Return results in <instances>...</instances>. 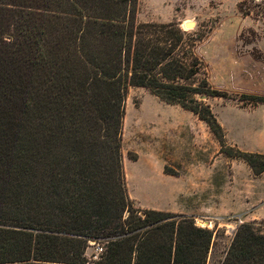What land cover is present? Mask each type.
Returning <instances> with one entry per match:
<instances>
[{
  "label": "trees",
  "instance_id": "1",
  "mask_svg": "<svg viewBox=\"0 0 264 264\" xmlns=\"http://www.w3.org/2000/svg\"><path fill=\"white\" fill-rule=\"evenodd\" d=\"M137 2L0 0V264H86L89 242L102 245L94 264H206L211 230L132 207L121 156L130 88L192 113L221 153L264 173V156L227 147L200 99L227 97L195 53L200 34L137 23ZM258 225H239L219 264H264Z\"/></svg>",
  "mask_w": 264,
  "mask_h": 264
},
{
  "label": "rangeland",
  "instance_id": "2",
  "mask_svg": "<svg viewBox=\"0 0 264 264\" xmlns=\"http://www.w3.org/2000/svg\"><path fill=\"white\" fill-rule=\"evenodd\" d=\"M136 21L174 22L200 34L195 53L210 86L227 96L200 99L224 130L227 147L258 154L245 147L262 127L256 122L264 116V104L248 98H264V69L238 70L232 64L248 54L264 62V0H138ZM125 105L121 156L128 195L137 201L129 195L132 207L171 208L168 212L211 230L206 264H219L237 227L252 223L241 219L248 207L242 196L261 189L264 176L253 180L244 162L221 153L210 129L192 113L143 88H130ZM253 222L264 231V219ZM101 252V244L89 242L86 264H94Z\"/></svg>",
  "mask_w": 264,
  "mask_h": 264
},
{
  "label": "crops",
  "instance_id": "3",
  "mask_svg": "<svg viewBox=\"0 0 264 264\" xmlns=\"http://www.w3.org/2000/svg\"><path fill=\"white\" fill-rule=\"evenodd\" d=\"M248 57H241L237 59V62H234L232 65L234 69L242 70L244 68H253L257 70L262 67L264 69V62L260 61L259 59L253 57V55L248 54ZM256 123L262 124L261 129L255 128L253 138H248L247 147L245 150L250 152L258 153L264 155V116L259 119ZM234 168V167H233ZM235 172V171H234ZM235 175V174H234ZM264 173L257 178H253V180H260L263 178ZM261 186V185H260ZM249 194L246 196H242L244 199V203L248 205L247 209L243 212L241 219L245 222H253V221H260L264 219V186H261V189H249ZM131 198L136 201V198L129 194ZM170 196L173 197L174 193H170ZM137 202V201H136ZM139 204V203H138ZM256 204L259 206L250 205ZM143 207V206H142ZM144 208V207H143ZM150 210H158V211H166L168 212L171 208H155Z\"/></svg>",
  "mask_w": 264,
  "mask_h": 264
},
{
  "label": "water",
  "instance_id": "4",
  "mask_svg": "<svg viewBox=\"0 0 264 264\" xmlns=\"http://www.w3.org/2000/svg\"><path fill=\"white\" fill-rule=\"evenodd\" d=\"M187 27H188V28H191V27H192V25H191V24H189Z\"/></svg>",
  "mask_w": 264,
  "mask_h": 264
},
{
  "label": "bare ground",
  "instance_id": "5",
  "mask_svg": "<svg viewBox=\"0 0 264 264\" xmlns=\"http://www.w3.org/2000/svg\"><path fill=\"white\" fill-rule=\"evenodd\" d=\"M188 25H189V24H188ZM188 25H187V26H188Z\"/></svg>",
  "mask_w": 264,
  "mask_h": 264
}]
</instances>
